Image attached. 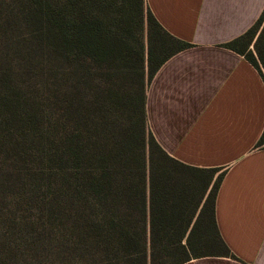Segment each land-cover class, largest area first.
Here are the masks:
<instances>
[{
  "label": "trees",
  "instance_id": "1",
  "mask_svg": "<svg viewBox=\"0 0 264 264\" xmlns=\"http://www.w3.org/2000/svg\"><path fill=\"white\" fill-rule=\"evenodd\" d=\"M263 20L227 45L264 76ZM191 45L146 0H0V264L235 257L223 172L174 158L148 125L149 84Z\"/></svg>",
  "mask_w": 264,
  "mask_h": 264
},
{
  "label": "crops",
  "instance_id": "2",
  "mask_svg": "<svg viewBox=\"0 0 264 264\" xmlns=\"http://www.w3.org/2000/svg\"><path fill=\"white\" fill-rule=\"evenodd\" d=\"M160 24L192 45L169 57L147 89L149 128L174 158L223 172L215 214L232 256L183 264H264V76L227 43L264 0H146ZM250 48H253L251 45Z\"/></svg>",
  "mask_w": 264,
  "mask_h": 264
},
{
  "label": "rangeland",
  "instance_id": "3",
  "mask_svg": "<svg viewBox=\"0 0 264 264\" xmlns=\"http://www.w3.org/2000/svg\"><path fill=\"white\" fill-rule=\"evenodd\" d=\"M263 23H264V20H263ZM261 27H262V25H261ZM261 27L259 28V30L261 29Z\"/></svg>",
  "mask_w": 264,
  "mask_h": 264
}]
</instances>
